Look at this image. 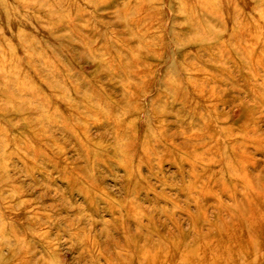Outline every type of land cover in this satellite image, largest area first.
Returning <instances> with one entry per match:
<instances>
[{
    "label": "rangeland",
    "instance_id": "1",
    "mask_svg": "<svg viewBox=\"0 0 264 264\" xmlns=\"http://www.w3.org/2000/svg\"><path fill=\"white\" fill-rule=\"evenodd\" d=\"M207 2L0 0V264H106L170 219L190 245L188 199L215 230L244 182L259 227L212 264H264V0Z\"/></svg>",
    "mask_w": 264,
    "mask_h": 264
},
{
    "label": "bare ground",
    "instance_id": "2",
    "mask_svg": "<svg viewBox=\"0 0 264 264\" xmlns=\"http://www.w3.org/2000/svg\"><path fill=\"white\" fill-rule=\"evenodd\" d=\"M182 2V0H180ZM184 1V0H183ZM211 0H189L188 5L181 4V9L188 15V20L192 19L194 22V17L196 13H201L202 16H207V14H211L212 7L208 5ZM184 5V6H183ZM188 6V7H187ZM212 16V14H211ZM209 18H212V17ZM178 97H181L178 93ZM131 130L135 128L130 127ZM146 129V130H145ZM144 131H147L145 128ZM150 130V129H148ZM148 131L146 132V136H150L151 134ZM192 135V134H191ZM185 136V135H184ZM152 138V137H151ZM189 142H193V138H188ZM144 143V142H143ZM147 145V144H146ZM145 145V146H146ZM132 150L136 149L138 146L136 143H130L128 146ZM142 149V148H141ZM140 149V150H141ZM181 162V160H180ZM208 171L212 173V171L208 168ZM206 170V172H207ZM208 172V173H210ZM190 176L193 181L192 183L187 184V188L183 187L179 190V195H183L185 190L189 191V193L198 195L195 190L194 184L197 181V178L194 173L191 172ZM244 187L248 189V194H242V199L240 202L235 203L233 205V210H229L228 217L229 222L226 223H218L215 225V230H212V222L206 219L205 214L202 212V200L198 197L189 198L188 201L194 204V207L202 213L203 218L200 222L194 221V218L191 214L186 216L191 220L190 229L192 233L197 235L195 239H193L192 243L189 245L185 242L187 238L186 234L183 233L170 219L171 225L174 228V232L168 233L169 235H161L158 238L156 244L150 243L147 241L143 248L137 247L136 243L131 244L128 240H125L124 246L121 248L122 251L118 253H114L113 258L106 261V264H212V234L215 233L217 235L214 237V243H219L220 245H225L233 248L235 252H241L243 249L244 241L247 240V235L251 230H256L259 227V223L251 220L253 216H259V206L262 203L263 195L260 189L252 188L247 182L243 183ZM228 188V186H226ZM224 189L228 191L227 189ZM186 192L185 194H187ZM260 202V204H259ZM171 206L173 208L172 213L175 214L176 203L172 202ZM181 215L185 214V211L180 212ZM186 215V214H185ZM168 218V217H167ZM196 219V218H195ZM167 220V219H166ZM197 220V219H196ZM221 221V220H219ZM152 222L150 221V224ZM148 224V225H150ZM137 229H140L141 226L137 223ZM136 229V230H137ZM207 230L206 234L202 236V231ZM139 231V230H137ZM151 231V229H150ZM149 231V235L150 234ZM202 242H199L202 240ZM135 242V241H134ZM204 244L203 248H200V245ZM235 245V246H234ZM250 245V244H249ZM233 252V251H232ZM235 258V257H234ZM216 261V260H215ZM202 262V263H201ZM256 262V264H259ZM255 264V263H253Z\"/></svg>",
    "mask_w": 264,
    "mask_h": 264
}]
</instances>
